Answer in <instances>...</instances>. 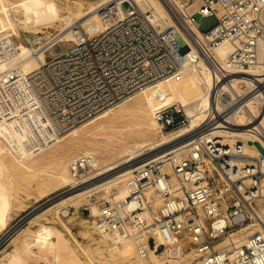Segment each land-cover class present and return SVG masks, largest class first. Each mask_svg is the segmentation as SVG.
I'll return each instance as SVG.
<instances>
[{
  "label": "built area",
  "instance_id": "2783aa9c",
  "mask_svg": "<svg viewBox=\"0 0 264 264\" xmlns=\"http://www.w3.org/2000/svg\"><path fill=\"white\" fill-rule=\"evenodd\" d=\"M164 1L174 21L127 0L123 15L104 30L89 33L74 26L75 39L66 50L27 71L12 62L18 40L1 37L2 137L18 153L39 150L66 129L178 72L189 49L187 54L204 57L213 76L208 103L201 109L204 116L191 132L196 136L185 154L173 148L136 165L125 181V198L90 196L98 207V236L113 244L130 239L140 257L151 251L169 255L181 247L194 249L202 264H264V217L259 211L264 155L255 144L264 148V81L255 74L259 64L264 72V0ZM196 14L214 15L217 23L202 30ZM181 20L196 25L202 49L187 48ZM59 34H51L46 47L56 44ZM222 47L221 55L217 49ZM244 73H252L250 86L236 90L235 76ZM153 112L166 132L190 124L179 103L155 104ZM234 128L254 137L237 139L230 150L211 134ZM245 143L258 154L245 152ZM70 170L80 184L88 182L97 170L95 157L78 156ZM70 209L63 207L61 213L68 215ZM258 226L263 229L237 244L219 245L243 227Z\"/></svg>",
  "mask_w": 264,
  "mask_h": 264
},
{
  "label": "bare ground",
  "instance_id": "6f19581e",
  "mask_svg": "<svg viewBox=\"0 0 264 264\" xmlns=\"http://www.w3.org/2000/svg\"><path fill=\"white\" fill-rule=\"evenodd\" d=\"M20 1V3L17 4L14 2L16 5H12L13 3L11 2L10 4V1L4 2L3 0H0V38L3 36H13L18 40V53L13 58L12 62L17 63L18 66L25 71L36 68L42 61L66 50L75 39L74 26H82L89 33L99 32L104 30L110 23L120 18L127 8V0H92L91 2H87L89 6L86 9L76 6L75 8H70L69 13L64 16L59 13L60 9L58 8L56 0ZM131 1L144 8H151L154 13L163 18V20L174 21L169 7L170 5L168 6L164 0ZM22 5L24 14L18 16L14 11H18ZM179 6V1L174 3V7L178 10ZM171 7L173 9V6ZM59 20L64 21L63 26L59 31L61 39L56 44L46 47L45 43L49 40L51 34L45 35L42 26H47L48 24L55 23ZM181 23L180 27L183 34L182 40L185 42L187 48H190L188 44H191L193 48H197L198 50L201 47H204L205 45L202 44L201 39V32L197 30L196 25L187 23L184 20H181ZM20 24H24V27L21 28ZM188 50L189 49L184 50V54H182V65L178 72L160 79L142 89V91L139 90L135 92L117 105L107 108L91 119L83 122V124L66 129L62 134L58 135L55 140L46 145L49 146L56 144L66 137L77 136L84 127L90 126L91 124L103 125L107 120L106 118L115 114L118 109L122 108L124 104L127 103V101L143 93H148L149 95L148 99L143 103L145 109L151 115L149 121H136L132 123V126H129L122 124L121 121H126L124 119V116L126 115L121 113V115L116 117V120L109 121L110 123L108 125L110 128L114 127L117 129V141H120L129 131L144 134L145 137L136 140L131 144H123V148L113 154V160L107 163H104L100 158L96 157L91 148L84 149L85 151L83 150V154L93 155L95 157L97 169H100L95 173L94 179L80 186L79 184L81 181H76L72 185L76 186L74 189L38 208L29 216L31 218L27 217V219H25L24 226H19L18 229L14 228L16 229L14 232L15 234H11L9 243L0 251V264H43L39 262L40 259L49 260L51 262L44 264H75V261H70L66 256L69 250H66L67 238L63 235L62 229L55 224L41 220L46 217L48 211L56 206H62V208L75 206L73 215L67 217V221H70L73 227H75L74 225H78L75 220L78 216L76 207H87L89 209L83 219L84 222L81 221L80 223V230L83 232L91 248L104 249L107 246V248L111 250L110 259H112L111 261L113 264H173L175 258L181 257V247L169 254L171 259H169L168 262H165L162 260L163 257H160V254L162 253H157L155 251H151L146 257H140L136 252L133 241L130 239L123 240L121 244H114L115 246L113 247L111 245L112 242L108 239L98 236L95 220L98 207L96 203L91 200L90 196L94 194L92 192L95 190H103L105 196L112 194L117 199L125 198L128 195V190L124 181L136 165H124V163L130 162V160L126 159L143 152L145 149H156L159 146L166 145L157 152H151L152 154L150 153L147 156L144 155L145 157H143V159L141 157L142 160L140 163L173 148H176L181 152L188 149L189 140L196 136L191 132L195 130L199 121L202 120L204 116L201 109L208 103L207 96L213 78L204 57L202 56L199 59L197 53H195V56L194 53L187 54L186 52ZM224 51V47L217 49V53L221 55ZM263 58L264 49L262 51L261 59ZM262 67L261 64L256 66L255 70L257 71H255V74L259 75V80L264 81V72L261 71ZM4 68L5 65L0 64V71ZM250 74L252 73H244L235 76V80L233 81L234 88L236 90H242L250 86ZM154 100H161L165 102V104H181L190 118V124L179 131L168 132L167 135L155 138L154 134L159 125L156 119L152 117V102ZM0 133L3 134V130H0ZM211 134L218 138V142L225 144L226 148L231 146L230 150L233 149V144L237 139L254 137L244 128H234L229 130L216 129L212 131ZM46 146L41 147L40 150ZM111 149V145L101 146L99 151L104 155H109ZM244 150L252 155L258 154V150L248 143H245ZM0 162L2 165L0 166V173H7L11 169L33 170L39 167L35 161V156L32 155L29 156V158H25L24 154L18 153L10 147L3 140L2 136H0ZM67 164L68 162H59L51 173V176L59 183L68 184L72 180L74 181L71 170L69 171ZM122 164L124 166L120 167ZM209 166L211 167L210 164ZM172 182L175 184L177 182V178L174 175L172 176ZM88 195L89 201L83 202L84 199H87ZM63 196L65 198L62 199L61 197ZM259 211L264 217V209L259 208ZM17 225H19V223ZM32 225L37 226L34 228ZM63 226L68 228L67 224L64 222ZM259 229H263V226L253 229L243 227L234 233L233 238H225L219 245H227L230 243L237 244L246 235L252 234ZM93 233L96 235L94 236ZM188 240V238L185 239L186 244L188 243ZM62 245H64V249L62 248ZM31 260H35V262L31 263ZM197 264L202 263L198 260Z\"/></svg>",
  "mask_w": 264,
  "mask_h": 264
},
{
  "label": "rangeland",
  "instance_id": "374dc122",
  "mask_svg": "<svg viewBox=\"0 0 264 264\" xmlns=\"http://www.w3.org/2000/svg\"><path fill=\"white\" fill-rule=\"evenodd\" d=\"M3 1H10V4L11 2L13 3L12 5H16L14 4V2H16L17 4L21 2L20 0L19 2L18 0ZM91 1L92 0H79V3L78 0H56L58 8L60 9L59 13L64 16L69 13L70 8H75L76 6H80L83 9H86L89 6L87 2ZM22 8L23 5L20 6V9L18 11H14V13H16L18 16H22V14H24V9ZM195 17L199 21L200 28L202 30H208L217 23V19L214 15L196 14ZM63 22V20H59L55 23L48 24L47 26L44 25L45 27L42 26L45 35L56 33V31L59 32L61 27L63 26ZM20 27L23 28L24 24H20ZM148 97V93H143L127 101V103L124 104L122 108L118 109L115 114L107 117V120L103 125L91 124L90 126L84 127L77 136L66 137L58 143L46 146L41 150L39 149L33 152L25 153V158H29V156L32 155L35 156V161L39 165L37 169H11L7 173H0V251L9 243L11 234H15V230L18 229L19 226L22 227L25 225V220L22 221L25 216L36 211L38 208L44 206L51 200L58 198L59 195L65 194L76 187L72 186L76 182L75 179L68 184H63L57 182V180H55L51 176L52 171L59 162H68L67 165L70 171V164L72 160L78 155L83 154L84 149L91 148L93 154L96 157L100 158L104 163H107L113 160V154L121 150L123 148V144H131L134 141L145 137L144 134L135 131H129L121 138L120 141H117V129H115L114 127L110 128L108 127V125L110 123L109 121L116 120V117L121 115V113L126 115L124 116V119L126 121H121L122 124L132 126V123L136 121H149L151 115L147 112L145 106L143 105L144 101H146ZM152 103L153 105L160 103L165 104V102L161 100H154ZM152 117H154V112L152 113ZM159 129L160 127H158L155 131V138H160L163 135H167L168 132ZM0 136H2L1 133ZM108 145L112 146V149L110 150L112 154L109 153V155H104L100 153L99 150L101 146ZM165 146L166 145H162L156 149H145L143 152H140L139 154L126 159L130 160V162L124 163V165L130 164L132 166H135L140 163L143 157L149 155L151 152H157ZM186 152L187 150L183 151L184 154ZM20 153L23 154L22 152ZM124 165L122 164L120 165V167ZM0 166H2L1 162ZM99 170L100 169L95 170L94 173H97ZM94 177L95 176L89 177V181L90 179H94ZM80 185L82 184H79V186ZM92 193L98 195L99 197L105 196L103 190H95ZM61 198L63 199L65 197L63 196ZM87 201H89V195L87 196V199H84L83 202ZM76 208L78 216L75 220L78 225H74L75 227H73L70 221H67V217L69 215H73L75 206H72L70 213L65 216L61 213L62 206H56L48 211L46 213V217L42 218L41 220L44 222L55 224L62 229L63 235L67 238L66 250H69V252H67L68 254H66V256L70 261H75V264H113L111 261L112 259H110L111 250H109L107 246L104 249H95L89 246L87 239L85 238L83 232L80 230V223L81 221L84 222L83 219L86 214L83 213L82 207L78 206ZM259 208L264 209V202H261L259 204ZM63 222L67 224L68 228H65L63 226ZM18 223L19 225H17ZM36 226L37 225H32V227L34 228ZM95 235L96 234H94V236ZM111 245L113 247L115 246L113 243ZM63 246L64 245H62V248L64 249L65 247ZM169 256L170 255H168L167 253L160 254V257H163L162 260H164L165 262H168L169 259H171ZM198 256L199 255L197 254V252L192 248H187L184 250L182 249L181 257L175 258V260H173V264H197L199 260ZM32 262L34 263L35 260H31V263ZM39 262L43 264L51 263L49 260L45 259H40Z\"/></svg>",
  "mask_w": 264,
  "mask_h": 264
},
{
  "label": "water",
  "instance_id": "95a60500",
  "mask_svg": "<svg viewBox=\"0 0 264 264\" xmlns=\"http://www.w3.org/2000/svg\"><path fill=\"white\" fill-rule=\"evenodd\" d=\"M255 144L257 145V147L260 149V151L263 153V155H264V148H263V146L259 143V142H255ZM62 195V194H61ZM61 195H59V196H61ZM88 208L87 207H84L83 208V213L84 214H87L88 213ZM33 213V212H32ZM31 213V214H32ZM31 214H28L27 216H25L23 219H22V221H24L25 219H27V217H29Z\"/></svg>",
  "mask_w": 264,
  "mask_h": 264
}]
</instances>
